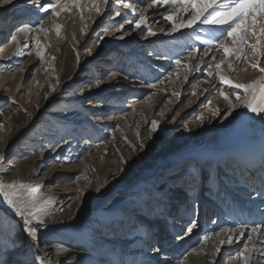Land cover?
Segmentation results:
<instances>
[{"label": "rangeland", "instance_id": "374dc122", "mask_svg": "<svg viewBox=\"0 0 264 264\" xmlns=\"http://www.w3.org/2000/svg\"><path fill=\"white\" fill-rule=\"evenodd\" d=\"M132 2L146 7L144 0ZM3 5L6 4L0 3V156L4 159L0 160V168L6 171L0 176L6 182L41 185L37 195L52 198L46 206L51 218L45 217L47 226L40 229L39 239L42 249H50L55 264L61 260L64 264H177L192 250L196 253L195 264H244L239 252L246 244L248 264H264L252 251L255 245L264 252V231L251 233V228L264 220V116L243 107L227 115L228 105L218 91L223 88L235 103L232 92L243 90L222 85L215 72L207 75L212 69L206 65L221 63L225 57L214 50L215 41L210 45L201 43L209 39L210 33L218 34L219 28L198 24L169 35L171 24L162 18L165 8L150 9L148 22L157 35L136 31L121 40L116 38L120 33H112L132 16L116 0L98 5L102 8L99 15L89 0H81L87 8L82 14L70 5V11L60 12L57 17L23 12L20 4H8L2 11ZM116 10L123 15L117 17ZM172 11L175 9H169ZM42 17L46 31L27 37L15 33L16 26L35 24ZM56 25H60L59 35ZM125 28L130 30L131 26L125 24ZM13 33L22 41L15 55L17 46L7 43ZM100 35L105 39L97 45L94 41ZM25 39L29 41L27 45L23 43ZM196 48L200 52H195ZM205 48L211 51L207 59ZM87 49H91V56ZM67 54V64L73 66V71L66 75L64 65L59 76L56 58L61 57L64 64ZM246 56V60L236 61L229 55L227 61L232 63V69L221 63L220 71L233 83H250L264 75L249 67L251 50L246 51ZM177 59L189 69L201 59L203 62L200 70L188 73L185 81L187 70L175 66ZM256 62L264 67V50L258 51ZM139 72H143L145 80L129 79ZM170 72L172 77L168 78ZM111 73H117L115 78ZM18 74L22 85L19 93ZM73 77L74 95L66 90L53 102V96ZM120 77H127L126 86L118 85ZM147 84L157 87L149 88ZM174 92L179 95L173 96ZM209 100L220 109L219 116L208 111ZM80 103L86 112L78 108ZM153 120L159 123L156 132L151 131ZM121 157L128 163H122ZM193 173L194 180L190 179ZM99 174L108 178L113 189L104 194L105 199L102 194H91ZM180 176L183 179L177 180ZM221 183L228 189L221 188ZM144 184L153 196L133 199L134 207H126ZM81 191L86 195H79ZM178 192V197L188 202H177ZM170 201L179 203L180 211L169 216ZM123 206L124 218L112 226L94 220L81 226L83 230L78 226L79 232L72 235L69 223H65L80 218L76 215L84 208H100L108 213ZM163 217L169 223L160 226L156 220ZM191 219L197 221L198 227L186 234ZM215 219L219 221L216 227ZM178 224L184 227H176ZM32 226L37 222L33 221ZM162 226L169 228L166 236L156 232ZM221 229L227 230L221 238L231 235L235 242L220 246L221 251L213 255L218 244L214 233ZM241 230L243 236L239 235ZM205 235L210 240L202 243ZM24 237L23 221L14 214L6 215L0 203V259H8L9 253L20 256L23 247L31 243L28 239L23 245ZM185 244L190 245L184 254L173 255ZM55 245L68 251L56 256ZM17 255L13 259L20 260Z\"/></svg>", "mask_w": 264, "mask_h": 264}, {"label": "snow or ice", "instance_id": "6c2138e0", "mask_svg": "<svg viewBox=\"0 0 264 264\" xmlns=\"http://www.w3.org/2000/svg\"><path fill=\"white\" fill-rule=\"evenodd\" d=\"M146 3L145 8L138 7L137 2H132V0H116V3L122 8L129 10L132 18H125L123 24H118L115 28L116 33H120L116 38L124 39L126 36L130 35L131 32L140 31L141 33H146L147 36H155L157 33L152 30L149 25V17L147 15L148 10H158L159 8H165L162 13V18L165 22L171 24L170 29L167 30V34L171 35L180 31L181 29H190L196 25H207L215 26L219 28V33H210L208 40H202L201 43L205 45H210L213 41L216 43L215 51L222 52L225 57V61L221 63H227V67L232 69L233 65L231 62L227 61L229 55H231L236 61L246 60V51L251 50L253 53V59L249 64L251 69H255L260 73L264 74V67H259L256 62V55L258 51L264 50V0H144ZM3 4H20L21 11H36L38 13H43L45 16L50 14L53 17L59 16L60 12L70 11V5H75L80 9L82 14L83 11L87 10L85 6L81 5V0H0ZM92 7L95 8L96 13L99 15L102 12V8L98 5H109L111 0H89ZM169 9H175V11L169 12ZM115 15L121 17L123 14L121 11L116 10ZM187 16L186 19L184 17ZM81 18L82 15H81ZM125 24L130 25L131 29H126ZM56 32L59 35L60 25H56ZM36 31H46L43 28V17L36 22L32 23H22L15 27V33H19L23 36H29L31 33ZM164 32V29L160 30ZM10 34L7 43H12L18 48L22 41L18 38L17 34ZM239 33V34H238ZM105 39V35H100L94 43L99 45L101 41ZM250 39H255V43H249ZM29 41L25 39L23 43L27 45ZM231 45V48H230ZM259 46V48H258ZM195 52H200L199 48L194 49ZM205 53L208 51L205 48ZM88 55H92L91 49H87ZM30 54V53H29ZM41 53L38 51L37 56ZM191 55V53H190ZM43 59V57H41ZM54 59V58H53ZM197 59V57H193ZM216 57H212L215 60ZM79 60V57H77ZM201 62L194 65L193 68L189 69L186 64L182 63L181 59L175 61V66L177 68L184 67L187 71L184 76V80H188V73L191 71H198L201 68ZM221 63L207 64L206 67L212 69L207 73L208 76H212L215 72L216 77H218L219 82L222 85H227L230 89L239 90L242 89L243 93L236 91L232 92V96L235 97V103L230 95H228L223 88L218 91V96L221 97L228 105L227 115H232V112L237 107H243L247 111L254 113L257 116H264V75H261L258 79L250 83H233L231 79L227 78L221 71ZM117 73H111V78H115ZM172 77V73L168 74V78ZM127 79V77H125ZM100 83H103L101 80ZM163 83V81H159ZM94 87H99V84L93 85ZM149 88L155 89L156 84H147ZM55 89L53 88V91ZM155 94V93H153ZM173 96H178L179 93H172ZM193 96L196 92L193 91ZM46 98V97H45ZM150 100V97H148ZM15 103V101H12ZM208 111L212 116H219L220 109L213 107L212 101H208ZM199 119L203 121L204 117L200 116ZM2 127V126H0ZM159 129L158 121H151V131L156 132ZM135 148V145H130ZM140 148H144V144H140ZM4 157L0 156V160ZM121 162L127 164L128 161L121 157ZM122 170V169H121ZM4 168H0V172H5ZM177 180H182L183 177H176ZM190 179H195V174L190 176ZM41 185H26L24 183L13 180L11 182H6L3 176H0V203L4 205L5 214H14L15 217H19L23 221V232L26 233L27 237L30 238L31 244L30 248L40 249V239L39 231L41 228L46 227L45 217L51 218L47 212V204L50 203L51 197L43 198L37 195L39 193ZM95 191L99 192L100 188L96 187ZM259 195V193H257ZM79 195H86L82 191ZM144 195L147 198H151L153 193L145 190ZM79 198V196H78ZM264 215V213H262ZM33 221L37 222V226H32ZM198 227V223L195 219H191L186 227V234L192 233L194 229ZM226 229H221V232L214 233L218 240V244L215 246V252L219 253L221 247L224 244H233L234 238L229 235L227 239L221 238V233L226 232ZM264 231V220L259 224L251 228V233H259ZM240 236L244 235V231L241 230ZM251 235L248 239H251ZM210 236L205 235L203 241H209ZM45 247H48L45 244ZM54 255L59 256L62 252H67L68 249L62 245H55ZM6 251L7 249H3ZM159 249H154L158 251ZM253 253H258L259 259L264 262V252H259L256 246L253 245ZM249 247L246 244L244 250L239 252V257L244 261V264H248L250 260ZM14 254L9 253L8 259H0V264H28L27 260L13 259ZM236 257H233L235 259ZM36 259L41 261V264H51V257L48 253L43 255H37ZM57 264H64V261H58Z\"/></svg>", "mask_w": 264, "mask_h": 264}, {"label": "bare ground", "instance_id": "6f19581e", "mask_svg": "<svg viewBox=\"0 0 264 264\" xmlns=\"http://www.w3.org/2000/svg\"><path fill=\"white\" fill-rule=\"evenodd\" d=\"M9 5L8 4H6V5H3L2 7H1V10L2 11H5L6 9H7V7H8ZM1 13V12H0ZM6 14V13H5ZM205 59H207V58H209L210 56H211V51L210 50H208L205 54ZM68 56H70V55H68L67 54V56H66V63L64 62V64H62V58L61 57H57L56 58V60H57V63H58V74H59V76H60V74L62 73V71H63V69H64V65H65V68H66V75H69L72 71H73V66H71V65H68L67 64V58H68ZM48 59V58H47ZM50 59H52V57L50 58ZM54 59H55V57H54ZM71 60H73L72 58H71ZM82 69V67H80V69H79V72H80V70ZM95 74V73H94ZM143 72H139V73H134L133 74V76L131 75L130 77H129V79H131V80H133L134 82L135 81H139V80H142V79H144L145 80V78L144 77H142L143 75ZM199 73L197 72L195 75H198ZM124 75H126V74H124ZM18 76H19V74L17 75V82H18V93L22 90V85H20V82H19V79H18ZM127 76V75H126ZM118 78V77H117ZM73 79H74V77L73 78H71V80H69V82H68V84L69 85H67L65 88H62L60 91H58L53 97H55L54 98V100H53V102H55V100H57L59 97H60V95H61V93H62V95H64V93L66 92V90H69V91H71L72 92V89H74L75 88V82L73 81ZM121 79H123V81L121 80ZM124 77H120L117 81H119L118 82V85H120V86H126V83H125V81H126V79H125V81H124ZM70 92V93H71ZM72 94H73V92H72ZM74 95V94H73ZM70 103H72V102H70ZM74 105V104H73ZM78 105V104H77ZM76 105V106H77ZM78 108L79 109H82V111H84V112H86L85 111V109L83 108V106H82V104L80 103L79 105H78ZM84 112H83V114H84ZM54 136V135H53ZM52 136V137H53ZM235 154V153H234ZM107 179L108 178H106V176H103V175H97L95 178H94V184H93V192L91 193L92 195H96V196H98L99 194H102V195H104L105 193L107 194H109V193H111L112 191H113V189H112V186H111V184H109L108 183V181H107ZM215 185V184H214ZM217 185H215L214 187H216ZM96 187H99L100 188V191L99 192H97V191H95V189H96ZM221 188H223V189H228V187L226 186V185H224L223 183H221ZM148 189V185L147 184H144V186L143 187H141V188H139V190H138V195L137 196H135V195H133L132 196V198H131V200H129V202H128V204H126V207H128L129 208V205H130V209H132V207H134V205L135 204H133L132 202H134L135 200H136V198L137 199H144L145 200V198H147L145 195H144V193H145V190H147ZM242 190H245V188H243ZM181 192H183L182 191V189H181ZM180 192V193H181ZM75 192L73 191V194H74ZM137 193V192H136ZM177 195H175V200L178 202V201H180L179 203H182V204H184L185 202H188L187 201V199H186V201L184 200V201H182V199H180L179 197H178V195H179V192L178 193H176ZM106 198V196L104 195V198H102V199H105ZM133 199H135V200H133ZM55 201V200H54ZM101 203V207H102V201L100 202ZM170 205H169V209H167L168 211H169V216H170V214L171 215H175L176 214V212L178 213V210L180 209L179 207H180V205H178L177 203L176 204H173L174 202H172V201H170ZM125 206H123V207H121V209L120 210H118V211H115L116 209H114L113 211H110V212H108V213H106L105 211H103V210H101L100 208L99 209H96V210H91V209H88V208H84L82 211H79L78 213H77V215H76V217H80V218H77V220L75 221H69V220H66V224L67 223H69L68 224V226H70V228H69V232L72 234V235H76L77 234V232H79V231H77V228H79L78 226H80V228H81V226H82V228L84 227V225L88 222V223H91L92 221H94V220H101L102 221V223H106L108 226H112L115 222H117V221H119V220H121V219H123L124 217H122L121 216V213L125 210V208H126ZM81 210V209H80ZM129 210V209H128ZM180 211V210H179ZM128 213V212H127ZM165 214V213H164ZM127 215V214H126ZM159 214H157V216H158ZM156 216V217H157ZM71 217L73 218V215H71ZM183 220V222H184V219H182ZM216 221L214 222V224H213V226H218L219 224H218V219H215ZM156 222H160V226L161 225H163L164 223H166V225L169 223V221L168 220H165V217H163V218H161V220H156ZM176 227H179L180 229L181 228H183L184 226H182V225H176ZM214 227V228H215ZM81 228V229H82ZM213 228V227H212ZM211 228V229H212ZM213 228V229H214ZM83 230V229H82ZM156 231V230H155ZM169 231V228L167 229V228H165V227H160V228H158L157 229V231L156 232H163L164 233V236H166L167 235V232ZM81 233H79V234H82V231H80ZM223 238H224V236H223ZM28 239H30V238H25L24 237V239L21 241V243H23V245H24V242H26V241H28ZM20 241V240H19ZM20 243V242H19ZM31 243H28L26 246H24L23 247V253L19 256V255H17L16 253H13L14 254V256H19V257H21V259H24V260H27L28 261V264H41V261L40 260H38V259H36V256L37 255H43L44 253H48L49 254V256L51 257L52 256V253H50V249L49 248H47V249H42L41 248V246H40V249L39 250H37V249H34V248H31L30 249V251H25L26 250V248L28 247V248H30L29 247V245H30ZM186 245V244H185ZM185 245H182V246H180V248L179 249H177V252L176 253H174L173 255H175V254H184V252L187 250V245H190V244H187L186 246ZM113 247V246H112ZM114 247H115V245H114ZM110 248V247H109ZM149 251V250H148ZM205 251V248H203L202 249V252H204ZM139 253V252H138ZM106 255H109V253H107ZM13 256V257H14ZM195 256H196V253H195V251L194 250H192V251H190L189 253H188V256L186 257V259H183V261H178L177 262V264H195V260H194V258H195ZM53 258V257H52ZM51 258V264H55L54 263V261H53V259ZM168 258H165V257H162V260H167ZM155 261V260H154ZM154 261H152L153 263H154Z\"/></svg>", "mask_w": 264, "mask_h": 264}]
</instances>
